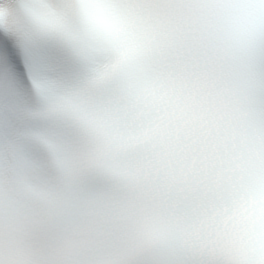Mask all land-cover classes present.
<instances>
[{"label": "snow or ice", "instance_id": "obj_1", "mask_svg": "<svg viewBox=\"0 0 264 264\" xmlns=\"http://www.w3.org/2000/svg\"><path fill=\"white\" fill-rule=\"evenodd\" d=\"M0 264H264V0H0Z\"/></svg>", "mask_w": 264, "mask_h": 264}]
</instances>
